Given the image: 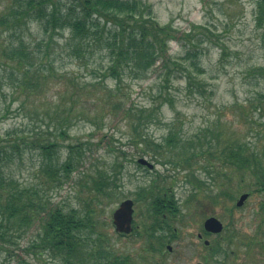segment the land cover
I'll list each match as a JSON object with an SVG mask.
<instances>
[{
  "label": "rangeland",
  "instance_id": "374dc122",
  "mask_svg": "<svg viewBox=\"0 0 264 264\" xmlns=\"http://www.w3.org/2000/svg\"><path fill=\"white\" fill-rule=\"evenodd\" d=\"M144 1L160 26L177 30L178 38L168 42L165 68L157 61L143 74L125 72L116 81L101 73L107 62L103 54L76 61L62 53L55 61L56 69L50 74L45 71L48 83L40 82L37 90L28 81L22 83L20 75L13 86L2 70L9 65L0 61L1 144L6 132L12 139L27 141L51 132L58 143L51 157L55 169L45 170L49 158L44 152L17 139L20 148L12 153L13 160L0 155V174L18 190L37 192L46 208L88 214L86 236L93 258L86 264L111 256V263L117 258L125 264H264V215L259 209L264 194L255 191V180H243L238 172L223 167L224 173L216 178L198 157L191 168L203 182L189 183L185 180L188 170L178 163L181 152L193 143L196 154L213 160L218 148L236 142L264 160V103L257 99L264 92V77L256 71L264 68V21L256 20V0ZM11 6L14 0H0V14H7ZM17 34L11 38L14 44L19 36L31 45L42 39L39 27L28 20ZM6 38V33L0 36V59L9 43ZM188 52L195 55L199 73L186 63ZM66 116L62 136L54 124ZM171 129L176 137L166 145ZM154 144H160L161 150ZM69 147H74L73 166L77 165L66 176L62 166ZM141 159L146 164L139 163ZM230 187L232 201L219 195ZM150 193L151 197L144 196ZM245 193L246 201L236 207ZM157 198L164 200L168 211L155 220V210L161 211L154 206ZM126 199L134 203V229L123 236L115 232L111 215ZM173 211L179 213L175 218ZM211 216L221 221L223 237L229 229L238 234L220 258L203 245L204 240L215 238L205 236L202 229L205 218ZM151 225H160L149 242L157 250L146 249L144 236ZM40 233L39 217L15 229L13 243L7 244L9 251L0 248V264H20L21 260L67 264L61 257L31 250Z\"/></svg>",
  "mask_w": 264,
  "mask_h": 264
},
{
  "label": "trees",
  "instance_id": "16d2710c",
  "mask_svg": "<svg viewBox=\"0 0 264 264\" xmlns=\"http://www.w3.org/2000/svg\"><path fill=\"white\" fill-rule=\"evenodd\" d=\"M256 7V20L260 24L264 21V0H256ZM25 20L39 27L42 39L31 45L32 43L19 36L14 44L11 38L18 36L17 33ZM176 32L177 30L170 25L160 26L152 15L151 7L144 0H68L65 4H60L58 0H14V7H9L7 14H0V36L6 33V39L9 40L8 45L1 50L0 61L10 67L2 70L8 73L12 85L17 82L20 75L22 83L28 81L26 83L31 85L32 89L38 90L40 82L48 83L49 75H46L45 71L50 74L52 69H56L55 61L62 53L76 61L90 59L98 53L107 58L106 65L100 68L101 73H108L111 78L118 81L125 72L135 74L147 72L157 61L165 68L168 42L178 38ZM65 33L66 36H63ZM184 57L186 63H190V66L196 68L195 71L199 73L195 55L188 52ZM256 71L264 77L263 67L257 68ZM188 78H191V75H188ZM74 97L75 93H71V98ZM257 99L260 105L264 103V92L259 93ZM63 120L58 118L54 124L59 129L58 134L62 136L65 134L63 124L68 122V117ZM170 131L164 139L166 145H171L176 137L175 132H172V129ZM50 133H38L35 140L27 141L22 137L12 139L9 132H6L4 144H1L0 140V155L3 153L6 159L13 160L12 153L19 152L20 144L17 139H20L21 144L33 145L49 158L44 165L45 170L54 168L55 164L51 163V157L58 143L52 139L54 134L51 133V137ZM154 147L158 151L161 150L160 144H154ZM73 149L74 147H69V154L62 166L66 176L76 169L77 164L73 166L75 158ZM79 150L78 146V152ZM201 154H196L194 143L187 147L186 151L181 152L178 163L180 167L188 170L185 180L187 179L189 183L203 182L191 168L192 160H198L199 157L206 162L202 167L206 170L212 168L216 178L224 173L222 167L230 168L238 172L243 180L245 177L253 178L255 191L264 194V160L254 150L249 151L245 145L238 142L226 144L217 149L216 163L210 156ZM2 160L5 161L4 158ZM199 186L201 187V184ZM219 195L232 201L234 191L230 187L226 192L220 191ZM154 201V206L161 210H155L154 218L166 215L164 212L168 209L162 207L164 200L159 201L157 198ZM259 209L260 214L264 215V202ZM177 214H179L177 211H173L170 216L175 218ZM37 217L40 220L41 233L39 241L30 245L31 250H37L36 252L41 254L47 253L51 257H61L67 264H86L92 255L88 249L86 236V228L90 222L88 214L82 216L75 209L63 211L56 207L46 208L37 192L18 190L10 178L3 179L0 174V248L9 251L7 244L11 245L14 241L13 231L36 220ZM158 226L160 225H151V229L149 230V227L145 232L147 250H157L150 247L149 242L154 229H160ZM229 231L226 237L210 246V254L219 258L226 254V245L235 243L238 237L236 232L230 229ZM111 258L112 256L104 262L101 259L94 261L96 264H125L117 258L111 263ZM91 261L92 259L88 264ZM20 264L31 263L21 260Z\"/></svg>",
  "mask_w": 264,
  "mask_h": 264
},
{
  "label": "water",
  "instance_id": "95a60500",
  "mask_svg": "<svg viewBox=\"0 0 264 264\" xmlns=\"http://www.w3.org/2000/svg\"><path fill=\"white\" fill-rule=\"evenodd\" d=\"M139 163L146 164V162L143 159L139 160ZM247 196L248 195L246 193L242 194L238 198L236 202V206L237 207L242 206L244 201L247 199ZM132 212H133V209H132L131 200L123 201L119 205V207L114 211L113 224L117 232L125 233V234H128L131 232ZM222 228H223L222 223L214 217L207 218L204 221V229L206 231L213 232V233H219L222 231Z\"/></svg>",
  "mask_w": 264,
  "mask_h": 264
},
{
  "label": "flooded vegetation",
  "instance_id": "af4514ba",
  "mask_svg": "<svg viewBox=\"0 0 264 264\" xmlns=\"http://www.w3.org/2000/svg\"><path fill=\"white\" fill-rule=\"evenodd\" d=\"M144 196H150L151 197V193L149 194V195H145L144 194ZM162 207L163 208H166V209H168L167 207H166V205L165 204H162ZM203 234L205 235V236H208V235H210V236H214L213 234H211V233H209V232H203ZM215 237V236H214ZM198 238H201V235L200 234H198ZM212 242V241H211ZM210 243V241H208V240H204L203 241V245L204 246H207V244H209ZM168 246V245H167ZM167 250L169 251V253L172 251V249H171V246H168L167 247Z\"/></svg>",
  "mask_w": 264,
  "mask_h": 264
}]
</instances>
